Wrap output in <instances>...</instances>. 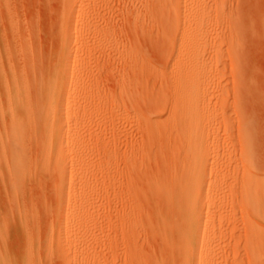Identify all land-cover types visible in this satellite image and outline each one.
<instances>
[{"label": "rangeland", "instance_id": "obj_1", "mask_svg": "<svg viewBox=\"0 0 264 264\" xmlns=\"http://www.w3.org/2000/svg\"><path fill=\"white\" fill-rule=\"evenodd\" d=\"M2 1L0 54L5 53L1 54L2 61L7 58L3 62L6 66L2 64L5 73L8 75L16 71L20 80H24L26 77L31 79L28 75H32L38 67L41 71L45 68L43 71L47 70L46 73L51 72L50 66L53 70L60 54L57 52L61 50L60 15L62 17L65 1ZM78 1L79 5H85L86 2L90 8H85L86 17L83 14L84 18L81 16V19L89 21L93 28L90 26L92 30L88 29L92 34H88L89 31L86 32L88 36L84 34L88 43L85 50L73 49L74 56L78 55L85 63L77 66V71H83L87 66L81 86L82 90L88 91L71 97V104L77 108L73 109L69 117L73 123L78 120L77 117L80 118L77 121L80 124L84 117L74 145L77 146L75 156L78 163L74 166L73 178L70 179L72 182L69 180L67 184L66 194H71L61 197V168L50 159L48 163L43 159L39 140L42 130L39 127L34 131L28 128L30 131L27 129L29 132L21 147L27 150L24 151L27 157L24 156L21 163L25 165H21L16 172L12 171L13 174L4 167L5 164L0 163V264H183L184 258H180L177 253H174L175 256L171 250L173 237L167 235L169 233L164 228L167 223L165 215H161V203L155 202L150 190L155 181L173 180L177 174H181V168L170 157L158 155V146L163 141L159 143L160 140L151 137L155 128L151 126L147 132L146 126L143 125L145 130L141 128L138 125L141 123H137L135 118V109L146 113L145 110H150L149 107L156 105L168 91L167 85L174 83L167 72V54L171 48L163 38L167 30L163 28H167V25L165 20L162 24V20L159 21L161 17H158L164 8L159 0ZM201 4L206 13L197 36L210 73L208 79H204L206 82L202 80V85H199L207 95L205 112L213 117L215 125L217 122L220 124L216 125L217 128L214 125L213 133L209 129L211 141L207 147L211 148V154H223L224 150L229 155L234 154L231 155V163L228 157V162L219 161L218 168L210 176V181L214 183L219 174V188L207 190L205 202L210 208L211 221L217 214V228L213 231L220 238L218 242L222 241L215 246L219 255L218 264H253V258L247 253L249 221L255 216L256 210L264 225V190L257 193L258 200L252 203L255 209L253 213L251 206H248L251 205L248 203L249 194H244L252 188L244 180V168L242 172L241 161L248 154L247 150L243 152L245 146L242 144L244 140L241 135L244 134H241V125H246V122L254 125L250 129L254 139L252 163L256 167L255 171L264 179V0H191L190 9L198 10ZM140 11L142 15L144 12L155 15L146 20L140 18ZM13 22L14 26L11 24ZM146 37H150L149 40ZM164 44L168 46L164 48ZM128 52H131L128 54L131 57L132 53L136 58L139 55L141 63L144 61L142 70L135 75L130 67ZM22 53L26 54L24 58ZM14 55L23 62L21 60L19 63L20 59L13 58ZM9 60L15 61L13 64L18 70L12 63L9 64ZM30 66L35 67L29 69ZM22 68L27 70L22 73ZM126 76L132 82L128 91L122 83ZM0 94V103L3 105L0 109L4 110L7 97ZM1 110L0 116L3 114ZM156 115L163 120L167 119L168 112L160 110ZM69 117L65 116L64 121ZM1 118L0 129L4 125L7 128L8 120L6 117ZM216 129H220L219 134ZM236 158L240 169L236 168L239 166ZM172 163L177 167L173 165L174 168L172 166L170 169ZM231 164L230 171L231 168L226 166ZM222 170H227L231 176L223 177ZM224 178L229 180L225 181ZM62 201L66 205L63 226ZM257 247L259 262L264 263V235Z\"/></svg>", "mask_w": 264, "mask_h": 264}, {"label": "bare ground", "instance_id": "obj_2", "mask_svg": "<svg viewBox=\"0 0 264 264\" xmlns=\"http://www.w3.org/2000/svg\"><path fill=\"white\" fill-rule=\"evenodd\" d=\"M63 1H65L64 2L65 6L62 11L63 14L61 13L62 17L60 15V18H62L61 20L62 26H61V29L59 28V30H61V35H62L61 37L62 39H60L62 40V43L60 45L61 50L57 52L60 54L58 55L59 57L56 60L57 63L55 62L56 65L54 66L53 70L51 69V66H50L49 71L51 70V72L46 73L47 70L46 72L43 71L45 68L41 71L39 70L40 68L38 67L39 69L36 68L38 69L37 71H35L36 69L34 70V72L32 71L33 69L31 71L29 70L30 72H33L32 75L31 74L28 75L31 77V79L26 77L24 80H20L18 75L15 73L16 71L8 75L5 73L3 65L6 66V64L5 63L3 64V62H5L7 58H5V61H2L1 54L2 53L5 54V53L2 52L0 54L1 55L0 56V92L3 95L5 94L4 96L7 97V98L5 97L7 100V104L4 110L2 109L3 105H1L0 103V107H2L1 108L2 110L1 109L0 110L3 113L1 114L2 116H0V118L3 117L4 115V117H6V120H8L7 123L9 125V126L6 125L7 128H5V125H4L3 129L2 127L0 129V163L3 165L5 164L4 167L9 168L11 172L12 171L14 172V170L16 172L17 169H20V166L24 164V163L21 164L22 160L24 161L25 159L24 151H27L25 150V148H21L24 143L23 140L25 138V135L29 129H32L34 131L35 128L39 127L42 130V132H40V134L42 133L41 139L39 140H41L40 143H41V148L43 152V159L45 161L50 159L52 163L56 164L59 167V169L61 168L60 183H61L62 188L60 189L62 193L61 197L64 198L65 196H67V194L68 196L71 194V193L66 194L67 184L69 180L73 178L72 176L75 171L74 166H76L75 163L78 161V158L75 156L76 151H77L75 150V147L77 146H74V145H75V140H77L76 137L78 134V130L83 124V118H84V117L82 118V121H81L82 124H80V122H77L81 120L78 117H77L78 120L74 122L75 124L73 123L72 119L70 118L71 117L70 114H73L71 112L73 111V109L75 110L77 107L76 105L71 104V97L75 95L76 93L82 94V91H83V94H85L88 91V90L85 91V89L82 90L83 88L81 86V82L86 77L85 73L87 71L86 70L87 66H86V69L84 68L83 71H77L78 69L77 66L79 65L81 66L83 63L81 59L78 58V55L76 57L74 56L73 49L81 48V50L83 49L85 50L87 41H86V38H84V34H87L86 32L88 31H89L88 32L89 34L93 26L89 25L90 24L88 23L89 21L86 22V20L81 19L86 14L85 8H88L87 7L88 5L86 6V2H85V5L84 3L79 5L78 0H63ZM89 1L91 2L92 0H89ZM190 1L191 0H159L161 6L164 8V12L159 13V16L158 15L157 16L161 17L159 21L161 22L162 20V24H163V20H165L166 23L165 22L164 23L165 25H167V28H163L164 30L167 29L165 31L166 33L163 32L165 33L164 34L165 36L163 37V34L162 35L160 34V35L163 38H165L166 43L170 45L168 46L167 44H164V48H165V45H167L168 47H171L169 48L170 49V53H168L169 55L167 54V56H169V62H167L168 63L167 72L169 73V75H171L170 78L172 81H174V83L171 86L167 85L168 91L166 90L167 92H165L160 98L158 97L159 100L156 103V105L153 104L151 107H149L150 110L146 109L145 110L146 113H143V111L141 112L140 109H135V118L137 119L136 121L137 123L138 121L141 123V124H138L140 125L141 128L144 127L143 125L146 126V129L150 128L151 126L155 128V132L150 131L151 137L153 138V140H157V141L160 140L159 143L163 141V143L160 146H158V155H161V156L165 155L166 158L170 157V159L171 160L173 159V162L176 161L175 164H177V166L179 165L178 167L181 168V174L180 173L177 174L173 180L169 182L168 180H166V182H160V183H156L155 181L154 184L150 186V190H152L154 198L156 199L155 202L159 201V203H161L160 204L162 206V209H160L161 215L162 216L165 215L166 217V222L165 221L164 222L165 224L167 223L166 224L167 226H164V228L166 229V231L168 230L167 233L169 234L167 235H170L173 237L172 238L173 243H172V249H171L173 250V254L177 253L176 255H180V258L181 257L184 258L183 264H218L219 255L217 254L218 253L216 250L217 247L215 246L217 245V243H220L222 241L218 242L220 238H218L217 237L218 235H216V233H214L213 231L215 230V228H217L216 226L217 225L216 223L218 221L216 218L217 214L215 215L213 212L215 218L213 221H211L210 208L208 209L209 207L207 205L208 202L207 201L205 202V200L207 199V195H208L207 190H210L213 188L218 190L219 188V185H220L219 174H218V178L216 175V178H217L216 182L213 183L210 181V176L213 174V172H215V169L218 168L217 165L219 161L226 160L228 157L231 163L232 162L231 155H234V154L232 153L229 155V152H225V150L223 154H221V152H217L215 154H213L214 152H212L211 154L210 152L211 148L207 147V143L211 141L209 139V134H210L209 129L212 130V133L213 131H215V127H214L215 122L213 121V117L211 115H210L211 117L208 116L207 111L205 112V109H207V102H206L207 95L204 93V90L203 91L201 90L202 86L200 88V85L202 84L200 82L204 80L205 78H207L210 72L208 73V68H207L208 66L205 65L206 60L204 61L205 56H203L205 52L204 53L202 52L201 46L199 45V42H198L199 39L197 36V33L199 32L201 28L202 21L205 17L206 10L202 6V4L198 10L190 9ZM199 1L201 2L202 0H199ZM9 2L7 1V3ZM5 4L6 3H4V5ZM141 12L142 11H140L139 13L141 14ZM154 15L155 14L144 12L143 15L141 14L139 16H142L140 18L150 20V18ZM150 22L151 21H149V23ZM11 24L14 26L15 23L13 22ZM86 28L87 30L85 31ZM89 28L91 29L88 30ZM144 32L145 31H143V33ZM88 34L86 36H88ZM28 44L30 43L28 42ZM203 50L205 51V49ZM24 53H22L24 55L23 58L26 55ZM130 53L131 52H128L127 56H130L128 55ZM6 55L8 56L7 53ZM27 55L29 56V54ZM15 56L16 55H14V57L13 56L11 57L15 58ZM132 56L133 57L130 56L131 59L129 58L130 67H131V70L133 71V74L134 73L136 74L140 72V70H142L141 64H143L144 61L143 63H141L142 60L138 59L139 55H137L138 57L136 58L134 57V53H132ZM11 57H8V58H11ZM15 59L19 60L20 58L18 56V58H15ZM10 60H9V64L11 63L13 64L15 62V61L10 62ZM21 60L22 59H20L19 63L21 62ZM24 64H28V63H24ZM14 65L15 64H13V66ZM32 67L31 66L30 68L27 67V69L28 68L31 69ZM10 68H11V65H10ZM142 68L144 69V67ZM211 68L213 67L211 66ZM27 69L25 68V70ZM16 70H18V67L16 68ZM23 70L24 69L22 68V71H21L22 73H23ZM10 72H13V71L11 70ZM19 72H20V69H19ZM164 74H163V78H165ZM165 75L167 76V74ZM159 81H160V78H159ZM122 83H123V87L127 90L132 82H131V79L127 78L126 76L123 79ZM160 110L164 112H168L167 119L162 120L161 116H157V115L154 116L156 113H159ZM65 116H68V117L70 116L66 122L64 121ZM223 117H224V114H223ZM3 118H1V120ZM243 123L245 122L243 121ZM241 124L242 123L240 122L239 125ZM219 125L220 124H218V126ZM249 125H248V122H246V125L245 124L241 125L243 126L242 127L243 131L241 132V134H244V135H241L242 140H244V142L242 141L243 142L242 144L243 146H245L244 147L245 151L243 152H246L247 150L246 153L248 154V155L244 154V156L247 155V158L244 159L245 158L244 157L242 159L243 162L241 161V164H243L242 172L244 168L243 174L245 173L243 176L244 180L245 181L247 180L250 184V187L252 188V189L250 188L251 189L250 191L246 190L249 193L246 192L244 194L245 195L249 194L248 203L251 205H248V206L249 207L251 206V209L253 212V210L255 209H253L252 203L254 204L255 201L258 200L257 193L260 192V190H264V179L260 175H258V173L255 171L256 167L252 163L254 159V156L252 159V155H253L252 148H253L254 139L251 137L252 132L250 131V129L252 130L251 126H254V125L253 124H251L250 126ZM143 129L145 130V128ZM148 131L149 129H147V132ZM253 131H256V129ZM35 132L37 131L35 130ZM218 132H220V129L219 131L217 130V133ZM31 135L33 134L31 133ZM37 135L39 136L38 132H37ZM230 136L231 134H229V131H228V137ZM30 138L32 137L30 136ZM215 138H216V135H215ZM234 139L235 138H233V140ZM212 146H214V143L212 144ZM231 149H233L234 151V148H231ZM240 154H241V150H240ZM78 155L80 156V154ZM25 157H27V155ZM226 162L228 161L226 160ZM237 162H238L237 164H239V160ZM6 164H8L7 165L8 167H6ZM175 164L174 163H172V165L168 164L169 168L171 167L170 169H172L173 165L177 167ZM232 164L231 166H228V167L226 166V168H229V167L231 168ZM237 167L240 169V164L239 166L237 165L236 168ZM49 168L50 167H48V169ZM231 170L232 168L230 169V171ZM19 175H20V171H19ZM228 175L229 173H227V170H222L223 177H227ZM230 176L231 175H229V177ZM12 177L13 179H15L14 176ZM226 179L229 180V178H224L225 181ZM64 203L65 202L61 203V211H63L66 207ZM212 209L213 211L216 210V209L214 210V207ZM206 210H207V213H206ZM254 212L253 213L255 214L256 217L254 216L255 217L254 218L252 216L254 219L252 218L250 219L251 221H249L250 223L249 224L250 225L249 235L250 236L248 237L249 241H248L247 253L249 254L250 258H253L251 259L253 260V264H264V263H261L262 262L261 260H260L261 262H259V251L257 249L258 241L259 239L261 240V238L264 235L263 234L264 225L261 222L260 213L257 212L256 210ZM74 213L76 212L74 211ZM161 215H159V217ZM64 218L66 217L63 211L61 214V219H62L61 225L62 226L65 223ZM163 218L164 217H162L161 219V223H162ZM65 232L66 234H68L67 231ZM211 232L213 234H211ZM60 237L61 239H63V235H61ZM221 239H222V236H221ZM207 249H209V251H207ZM3 264H7V263H3Z\"/></svg>", "mask_w": 264, "mask_h": 264}]
</instances>
